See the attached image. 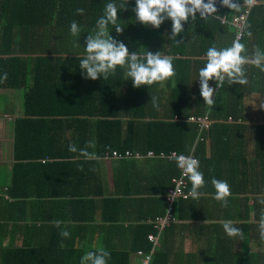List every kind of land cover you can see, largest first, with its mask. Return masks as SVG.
I'll list each match as a JSON object with an SVG mask.
<instances>
[{
	"label": "trees",
	"instance_id": "16d2710c",
	"mask_svg": "<svg viewBox=\"0 0 264 264\" xmlns=\"http://www.w3.org/2000/svg\"><path fill=\"white\" fill-rule=\"evenodd\" d=\"M244 1L233 0L237 4L234 10L216 0L217 12L206 18L197 13L195 20L190 18L184 24L183 32L170 39V20L159 29L140 24L133 11L135 0H115L118 6L123 4L126 8L118 11L117 24L123 27V32L117 34L110 25V35L123 42L130 54L160 51L162 56L173 60L174 77L163 84L134 88L130 80H125L124 69L120 67L108 79L100 77L94 81L85 79L79 67L78 57L84 55L85 38L95 29L96 21L111 0H0V90L23 92V115L14 120L15 176L23 168H39L40 172L49 173L56 167V172H67L70 168L66 160L39 164L37 159L78 155L81 159L78 163L82 164V149L92 153L96 148L100 157L105 158L113 152L124 155L130 151L145 157L153 152L156 157L151 159L175 166L168 179H164L163 192L168 194L174 187L172 180L181 175L176 160H169L168 156L174 152L190 155L194 151L198 170L205 180L202 193L215 194L213 178L230 186L228 206L220 209L223 215L219 214L218 219L242 220L234 223L242 231L235 238L226 235L222 224L208 225L215 235L210 234L208 239L212 253L204 258L211 261L215 258L217 264H264V241L258 232V221L264 211L260 203L264 199V120L254 126L251 159L242 147L244 99L257 95L261 100L259 112H264V72L251 64L244 65L248 83L229 86L225 82L214 91L212 106L206 105L200 95L198 80L199 70L206 64L207 49L230 47L235 41L231 22L234 16L245 12ZM259 1L250 8L243 25L239 41L246 51L241 55L251 57L257 47L264 51V0ZM80 8L84 9L83 14L77 13ZM221 18L225 19L224 24ZM73 21L81 28L80 37L70 34ZM209 85L216 88L214 80ZM152 96L157 98L156 107L150 102ZM191 117H207L210 125L204 128L198 122H190ZM67 129L74 133L70 145H75L77 152H70L69 145L58 147L59 133ZM89 142L94 147H88ZM161 154L166 157H160ZM23 159L30 162L22 163ZM130 160L139 159L115 161ZM20 174L24 176L25 171ZM8 197L22 199L13 190ZM165 197L161 216L168 207ZM197 200L174 203L176 217L195 218L188 211H197ZM214 203L219 202L214 199ZM140 230H144V244L138 249L149 252L152 244L148 235L156 231L150 224H142ZM234 248L239 252L233 253ZM151 264H170V256L158 248Z\"/></svg>",
	"mask_w": 264,
	"mask_h": 264
},
{
	"label": "crops",
	"instance_id": "0c3cea01",
	"mask_svg": "<svg viewBox=\"0 0 264 264\" xmlns=\"http://www.w3.org/2000/svg\"><path fill=\"white\" fill-rule=\"evenodd\" d=\"M6 115L12 119L4 118ZM22 115L23 92L0 90V264H80L86 252L98 248L109 251L107 264H141L139 252L143 250L138 248L144 244V230L140 227L153 226L154 220L161 217L165 196L169 205L167 192H163L164 179L175 166L147 157L115 161L100 157L95 148V158H84L82 164L78 163V155L37 159L39 164L66 160L70 168L67 172H56V167L49 173L23 168L15 176L14 120ZM73 135L71 129L60 131L58 147L70 145ZM242 138L245 149L244 135ZM12 190L22 199H10ZM213 197L203 193L197 200V211H188L195 218L177 217L162 233L159 248L170 256V264H217L215 258H204L212 253L208 239L210 234L215 235L208 225L227 221L218 219L220 209L225 207L216 205ZM7 207L19 208L6 210ZM176 209L179 214V206ZM55 221L61 222L60 228ZM232 222L242 220L234 218ZM62 229L70 233L69 237H61ZM233 250L239 252L237 248Z\"/></svg>",
	"mask_w": 264,
	"mask_h": 264
},
{
	"label": "clouds",
	"instance_id": "9594fccd",
	"mask_svg": "<svg viewBox=\"0 0 264 264\" xmlns=\"http://www.w3.org/2000/svg\"><path fill=\"white\" fill-rule=\"evenodd\" d=\"M223 6L229 9L237 8L233 0H221ZM216 0H135L136 22L143 25H151L159 29L166 21H171L170 39H174L184 31V24L189 19L195 20L197 13L200 18L217 12ZM126 9L123 4L119 6L115 0L108 2L103 14L96 21L95 29L88 33L85 38L84 55L78 57L79 67L85 79L97 80L103 77L104 80L116 73L117 67L124 69L125 80H130L134 88L141 86H152L174 77L175 71L173 60L170 56H162L160 51L152 53L147 51L140 55L136 52L130 54L128 47L121 41L110 35L109 26L115 28L117 34L123 32V27L117 24L118 11ZM78 14H83L84 9L76 10ZM70 34L73 37H80L81 28L76 21L70 25ZM245 45L239 40L233 41L230 47L217 49L209 47L206 52V64L199 70L200 95L205 104H214V89L209 82L215 81L216 87H223L225 82L230 86L234 84L246 85L248 80L245 75L244 65L251 64L264 72V51L257 47L252 56L241 55L245 52ZM6 78V74H5ZM154 107L157 106V98L151 97L150 101ZM88 147H94L89 142ZM70 152H77L75 145H69ZM80 155L85 159L95 158V153H89L86 149L80 150ZM178 166L183 170V174L191 183V190L188 193L192 199H199L203 193L200 191L205 186L204 175L200 172L199 161L190 157H181ZM82 170V169H81ZM212 186L215 189L213 199L221 204L222 207L228 206V197L231 196L230 186L226 181L213 178ZM264 205V199L260 200ZM57 228L61 227L60 221H55ZM223 229L229 238L242 235L241 229L234 226L231 220L222 222ZM258 232L260 239L264 241V211H262L258 221ZM62 238L69 237L67 230H61ZM64 247L63 243L60 245ZM110 257L109 251L98 248L95 251L86 252L80 260V264H107Z\"/></svg>",
	"mask_w": 264,
	"mask_h": 264
},
{
	"label": "built area",
	"instance_id": "2783aa9c",
	"mask_svg": "<svg viewBox=\"0 0 264 264\" xmlns=\"http://www.w3.org/2000/svg\"><path fill=\"white\" fill-rule=\"evenodd\" d=\"M257 4H259V0H245L243 3V5L246 7L245 12L242 14H238V15L233 17L231 24L235 28V32H236L235 40L240 39L241 31H242L243 25L245 24L248 11L250 10L251 7H253ZM220 22H221V24H224L226 21L224 18H221ZM212 88L214 90L217 89V87L216 88L212 87ZM189 121L190 122H198L204 128H208L210 125V121H208L207 117H199V118L191 117V118H189ZM228 121L231 122V119H228ZM198 140H202V139L198 138ZM193 152L194 151H192V154H190V155H183V154H178V153L174 152L171 156H168V158H169V160L175 159L177 164L179 163V160L181 157H190V158H194V159L198 160ZM144 157L145 156H143L142 154H139V153L133 154L130 151H127L124 155L119 154L118 152H113L112 156L109 154L106 155V158L115 159V160H120V159L121 160L122 159H139V160H141ZM147 157L153 158V157H156V155L153 152H149ZM160 157L165 158L166 156L164 154H161ZM179 169L181 171V175L178 178H174L172 180L174 187L171 190H169V192L167 194V201H168L169 205H168L166 214L164 216L157 217L154 220L153 226H154V230L156 232L148 235V240H149V242H151L152 248L149 252H143V251L139 252V255L141 256V264H151L152 263V258L154 256V253H155L156 249H158L160 247V237H161L162 233L165 231V229L167 227H169L170 225H172L173 223L176 222L177 217L173 211L174 203H176L177 199H180V198L188 199L191 197L188 195L190 190H188L187 177L183 174V170L180 167H179Z\"/></svg>",
	"mask_w": 264,
	"mask_h": 264
},
{
	"label": "rangeland",
	"instance_id": "374dc122",
	"mask_svg": "<svg viewBox=\"0 0 264 264\" xmlns=\"http://www.w3.org/2000/svg\"><path fill=\"white\" fill-rule=\"evenodd\" d=\"M244 106L246 108L244 114L242 115L243 122L245 124L244 151L246 156L251 159L254 156V126L256 125V122L264 120V112H259L261 108V100L257 95L246 96L244 99ZM4 118L8 120L12 119L11 116L7 115L4 116Z\"/></svg>",
	"mask_w": 264,
	"mask_h": 264
}]
</instances>
